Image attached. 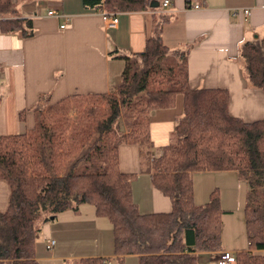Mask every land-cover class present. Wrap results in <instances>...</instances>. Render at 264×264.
<instances>
[{
    "label": "trees",
    "instance_id": "obj_1",
    "mask_svg": "<svg viewBox=\"0 0 264 264\" xmlns=\"http://www.w3.org/2000/svg\"><path fill=\"white\" fill-rule=\"evenodd\" d=\"M153 0H84L89 7L127 12L156 9ZM158 0H156L157 2ZM0 28L34 34L15 0H0ZM162 22L145 49L118 53L125 61L121 83L110 92L73 93L39 106L34 125L0 136V179L10 185L0 211V264H40L36 240L41 224L59 212L92 204L113 224L119 260L135 254L139 264H197V252L222 249L223 215L218 190L197 203L193 175L235 170L247 183L244 218L249 245L237 264H264V118L245 121L229 111L226 88H193L189 48L172 49ZM243 76L264 90V38L242 42ZM182 96L170 143L151 155V114L173 108ZM25 111L20 112L21 119ZM144 150L153 186L170 198L166 212H141L133 197V174L122 170L118 138ZM87 264L104 259H86Z\"/></svg>",
    "mask_w": 264,
    "mask_h": 264
},
{
    "label": "crops",
    "instance_id": "obj_2",
    "mask_svg": "<svg viewBox=\"0 0 264 264\" xmlns=\"http://www.w3.org/2000/svg\"><path fill=\"white\" fill-rule=\"evenodd\" d=\"M15 1L21 16L33 20L34 34L23 37L0 28V136L31 128L35 112L43 104L73 93L110 92L117 87L125 67L117 54L144 50L157 21L162 22L160 33L166 44L172 49L189 48L191 87L226 88L233 115L248 122L264 118V90L247 84L240 57L242 42L264 38V0H170L168 6L158 0L156 9L119 12L115 28L105 26L101 8L89 7L84 0ZM195 4L201 6L192 7ZM247 7L251 14L246 17L243 9ZM50 10L58 15H51ZM181 99H176L173 108L152 112L151 155L170 143L176 119L183 112ZM21 111H25L24 119ZM116 143L122 170L134 175L133 197L138 210H171L170 198L151 182L153 171L143 148L123 140ZM226 172L232 170L196 172L193 178ZM208 188L199 199L195 188L197 203L208 201ZM10 191L8 182L0 179V211L8 208ZM225 213L227 209L223 219L228 216ZM111 223L90 203L81 204L78 212H59L54 220L41 224L36 240L39 263L87 264L84 260L98 258L104 259L99 264H139L135 254L118 259ZM51 238L56 244L49 249L47 241ZM223 240L222 234L220 250L197 252V264H218L221 251L236 254L247 249L225 246Z\"/></svg>",
    "mask_w": 264,
    "mask_h": 264
},
{
    "label": "rangeland",
    "instance_id": "obj_3",
    "mask_svg": "<svg viewBox=\"0 0 264 264\" xmlns=\"http://www.w3.org/2000/svg\"><path fill=\"white\" fill-rule=\"evenodd\" d=\"M122 140L120 137L118 141ZM152 154V152H151ZM147 160V159H146ZM148 161V160H147ZM202 175V176H199ZM195 177L194 185L197 198L205 195L209 186V196L212 191L218 190L223 209H227L223 219V237L225 246L236 248H247L249 245L246 223L244 218V206L246 204L247 183L239 179L235 170L223 174H199ZM235 175V176H233ZM209 200V199H208ZM108 264H111L108 261Z\"/></svg>",
    "mask_w": 264,
    "mask_h": 264
},
{
    "label": "built area",
    "instance_id": "obj_4",
    "mask_svg": "<svg viewBox=\"0 0 264 264\" xmlns=\"http://www.w3.org/2000/svg\"><path fill=\"white\" fill-rule=\"evenodd\" d=\"M169 4H171L170 0H164L163 1L164 6H168ZM200 6L201 5H199V4H195L192 7L199 8ZM243 12L245 14L244 16L247 17L248 15L251 14V9L248 7L244 8ZM49 13L51 15H58L55 10H50ZM100 13H101V16L103 18L104 24L107 28L117 27V25L119 24L118 20H120L119 12H117V10L116 11H110V10L106 9V7L103 6V8L101 7V9H100ZM67 20H68V18H66V22H67ZM66 22H63L61 27L64 28L66 26ZM55 244H56V241L52 238L47 241V247L49 249L53 248L55 246ZM235 259H236V254L233 251L223 250L220 252L218 264H228L229 262H234Z\"/></svg>",
    "mask_w": 264,
    "mask_h": 264
},
{
    "label": "water",
    "instance_id": "obj_5",
    "mask_svg": "<svg viewBox=\"0 0 264 264\" xmlns=\"http://www.w3.org/2000/svg\"><path fill=\"white\" fill-rule=\"evenodd\" d=\"M159 5H160V2H159V1L156 2V0H153V1L151 2V5H150V6L158 7ZM167 145H168V144H167Z\"/></svg>",
    "mask_w": 264,
    "mask_h": 264
}]
</instances>
